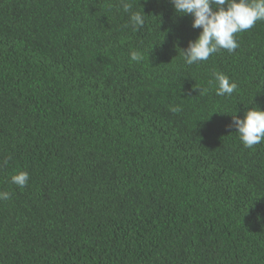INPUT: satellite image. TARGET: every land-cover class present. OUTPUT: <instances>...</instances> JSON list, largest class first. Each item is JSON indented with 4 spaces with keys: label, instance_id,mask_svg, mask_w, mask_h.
Masks as SVG:
<instances>
[{
    "label": "trees",
    "instance_id": "16d2710c",
    "mask_svg": "<svg viewBox=\"0 0 264 264\" xmlns=\"http://www.w3.org/2000/svg\"><path fill=\"white\" fill-rule=\"evenodd\" d=\"M127 2L0 0V264H264V142L229 127L264 110V21L187 65L192 17Z\"/></svg>",
    "mask_w": 264,
    "mask_h": 264
},
{
    "label": "clouds",
    "instance_id": "9594fccd",
    "mask_svg": "<svg viewBox=\"0 0 264 264\" xmlns=\"http://www.w3.org/2000/svg\"><path fill=\"white\" fill-rule=\"evenodd\" d=\"M178 16H191L192 29H200L198 37L189 41L186 49L181 50L184 62L193 65L207 61L210 56L225 50L234 52L239 44L236 36L264 21V0H170ZM124 12H130L132 5L127 0H120ZM144 12H133L130 16L134 28H141L145 23ZM144 59L138 51L130 53V60L140 62ZM215 92L217 96H231L237 90V84L223 73H214ZM209 83H213L210 81ZM199 94L207 89L198 88ZM178 112L180 109L172 108ZM229 127L235 128L245 148L251 149L264 142V110L254 107L245 112L244 117L231 115ZM5 159L2 164L7 165ZM29 174L25 171L11 176V183L20 188L27 186ZM10 199V193L0 191V200Z\"/></svg>",
    "mask_w": 264,
    "mask_h": 264
}]
</instances>
